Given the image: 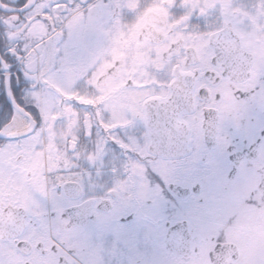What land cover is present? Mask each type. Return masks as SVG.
Returning a JSON list of instances; mask_svg holds the SVG:
<instances>
[{
  "label": "flooded vegetation",
  "instance_id": "obj_1",
  "mask_svg": "<svg viewBox=\"0 0 264 264\" xmlns=\"http://www.w3.org/2000/svg\"><path fill=\"white\" fill-rule=\"evenodd\" d=\"M8 4L0 264H264V0Z\"/></svg>",
  "mask_w": 264,
  "mask_h": 264
},
{
  "label": "trees",
  "instance_id": "obj_2",
  "mask_svg": "<svg viewBox=\"0 0 264 264\" xmlns=\"http://www.w3.org/2000/svg\"><path fill=\"white\" fill-rule=\"evenodd\" d=\"M9 2V0H2ZM9 13L0 11V53L3 57L9 52ZM0 122L5 123L10 118V105L8 104L4 92L0 91Z\"/></svg>",
  "mask_w": 264,
  "mask_h": 264
},
{
  "label": "bare ground",
  "instance_id": "obj_3",
  "mask_svg": "<svg viewBox=\"0 0 264 264\" xmlns=\"http://www.w3.org/2000/svg\"><path fill=\"white\" fill-rule=\"evenodd\" d=\"M29 127L30 123L25 117L18 110H14L11 122L3 128L2 133L16 134L27 130Z\"/></svg>",
  "mask_w": 264,
  "mask_h": 264
},
{
  "label": "water",
  "instance_id": "obj_4",
  "mask_svg": "<svg viewBox=\"0 0 264 264\" xmlns=\"http://www.w3.org/2000/svg\"><path fill=\"white\" fill-rule=\"evenodd\" d=\"M0 9L5 10V11H9V9H6V8H4V7L2 6L1 2H0ZM9 101H10L11 104H14L13 101H12L11 99H9ZM14 106H16V105L14 104ZM16 108H18V107L16 106ZM18 110H20V109L18 108Z\"/></svg>",
  "mask_w": 264,
  "mask_h": 264
}]
</instances>
